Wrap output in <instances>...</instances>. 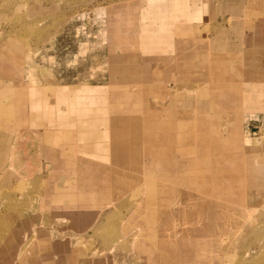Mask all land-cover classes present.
<instances>
[{"label":"rangeland","instance_id":"rangeland-1","mask_svg":"<svg viewBox=\"0 0 264 264\" xmlns=\"http://www.w3.org/2000/svg\"><path fill=\"white\" fill-rule=\"evenodd\" d=\"M155 4L150 15L147 0H0V263L17 247L64 241L72 255L60 264H264V0ZM169 11L185 25L160 30ZM155 32L163 36L149 54L166 55L172 66L162 65L151 93L120 98L124 86L138 84L110 85V76L129 75L150 58L142 51ZM216 53L237 61L223 75L211 68L229 90L218 101L227 104L211 110L203 76ZM101 87L109 89L103 105ZM171 101V115H163H201L207 124L178 132L174 144L190 149L173 173L167 145L157 174H139L127 153L120 161L107 141L76 128L82 118L95 120L82 110L87 103L100 107L99 117L136 111L143 125L146 112ZM73 104L84 112L75 116ZM35 227L37 235L23 237Z\"/></svg>","mask_w":264,"mask_h":264},{"label":"crops","instance_id":"crops-1","mask_svg":"<svg viewBox=\"0 0 264 264\" xmlns=\"http://www.w3.org/2000/svg\"><path fill=\"white\" fill-rule=\"evenodd\" d=\"M153 1V2H152ZM155 1L156 0H147L148 7L146 10H148L146 13L150 15H156L155 13ZM258 2V1H257ZM145 16V13L143 14ZM162 15V14H161ZM160 15V21L159 26L160 30H167L170 26L171 28L174 27V25H185L184 23L178 21H174L170 19V17L175 16L176 14H173V12H165L163 15H167V18H163V15ZM146 17V16H145ZM177 18V17H176ZM245 18H251V15H246ZM262 27V25H260ZM185 27V26H184ZM183 28V27H182ZM186 28V27H185ZM173 32V31H172ZM172 34V33H171ZM168 35V34H167ZM161 33L155 32V40L154 44L151 48L142 51L144 54L149 57L145 58L143 64L136 65L135 69L136 71L129 75H124L121 77H117V74H113L110 76L109 83L110 85L119 84L121 82L127 83H136L137 88H130L129 86H124L122 90H120L119 95L122 99L127 98H133V99H140V97L147 95L148 93H151V90L154 87H159L161 82H157L160 80L162 73L164 72V67L162 65L166 66H172V64L169 62L171 59L168 60L165 58L166 55L161 54L159 56L158 54H149L153 52L157 45V38L162 39ZM189 44V43H188ZM196 44V43H194ZM172 47V45H171ZM167 51V50H165ZM168 51H172L169 49ZM190 51H196V50H190ZM188 51V53L192 54L191 56L194 57L193 53ZM225 54L220 55L219 53L213 54L212 56H208V60L206 62L207 65H203L205 69V76L204 81H208V88H207V96H210V109L211 110H218V108L221 105L227 104V103H221L222 101H225L226 99H229V90L227 87H225L222 82L214 81L215 79V71L211 70L213 67H221L223 71L218 70L220 73L219 75H223L226 70L233 71V68H236L234 63L237 60H233L230 53H228L227 59H224L226 57ZM201 57V55H196V57ZM188 58V56H186ZM222 58V59H221ZM242 58V57H241ZM240 58V59H241ZM201 59V58H198ZM177 60V59H175ZM174 60V61H175ZM151 61H156L155 65H152ZM238 64H240V61H238ZM242 64V63H241ZM176 66V65H174ZM198 66V65H197ZM243 68L245 64H242ZM112 67L118 72V68H120L118 63H115L112 65ZM122 70V69H119ZM131 71V70H130ZM236 73L238 74L239 71L237 70ZM218 74V73H216ZM240 75V74H239ZM209 76H213V80L209 78ZM221 77V76H220ZM241 77V76H240ZM197 79L199 77L197 76ZM173 82L174 86H179L177 80H166L164 86L168 87L169 83ZM112 87V86H111ZM32 89V88H31ZM250 90L251 99L256 98L253 97L254 94H256V90ZM101 90V93L103 96H100L98 94V90H83L89 93H94L93 95L95 97H99L103 100H101V105L105 103L107 100L106 93L109 90L108 88L101 87L99 91ZM183 90H187V88L184 87ZM32 91H34L32 89ZM82 92V91H80ZM188 94L193 93V91H186ZM204 93V92H203ZM202 93V94H203ZM108 94V93H107ZM58 95H61V92L58 93ZM108 96V95H107ZM203 95L200 98H197L196 100H200L197 103L196 107H199L203 102L202 100L206 97ZM61 97V96H59ZM61 99V98H60ZM218 99V100H216ZM100 100V99H99ZM99 100H96L95 103H98ZM221 101V102H218ZM103 102V103H102ZM34 106L38 107V103L34 102ZM75 103L78 105L77 101ZM95 103H87V106L85 109V114L94 113L95 120L92 124L87 125V119H80L78 123V129H80V132L88 133V136H86V139H100L107 141V145L112 147V152H114V157L116 156L117 159L120 161V155L121 153H127L128 157L131 158L132 165L134 164L137 167V172L139 174L142 173H153L157 174L158 171V159H159V151L162 145H167L170 149V157L167 162V165L169 167L170 172H174L176 170V166H178L184 158H186L185 154H187L188 149H190L189 146H182V145H175L174 143L177 142V140L180 138V135L178 132L188 129H194L197 133L203 132L206 129L207 125L205 123V119H203V116H201L199 113L196 112L197 115H200L196 118H187V119H171V117L167 114L163 115V112H167L170 114L171 105L173 102H169L168 105L163 106L161 103H158L154 110L151 112H146L145 115H150L149 119L144 120L145 122L142 125V118L140 116H137L138 113H132L130 114H123V115H111L108 112H105L101 117L100 107H97V104ZM201 103V104H200ZM27 104V103H26ZM76 104H73V110L76 112L75 116H78V113H83L81 111L77 110ZM95 104V105H93ZM71 106L69 104V109H71ZM27 108V105H25ZM95 107V108H93ZM42 108V106H41ZM101 110V109H100ZM103 110V109H102ZM139 113L141 114L142 108L139 107ZM163 111V112H162ZM171 115V114H170ZM83 116V115H82ZM147 117V116H146ZM202 117V118H200ZM79 118V117H78ZM100 125L102 126L100 128ZM233 134H237V128L233 127L232 129ZM79 132V133H80ZM235 132V133H234ZM201 135V134H200ZM202 138V139H201ZM199 140L206 143V138L201 137ZM211 141V140H210ZM213 142H218V140H212ZM144 142L145 144H148L149 149L145 150L143 153V156H145L148 159L142 158V152L141 151V145ZM176 150V151H174ZM107 153L109 154V151L107 150ZM184 154V156L182 155ZM98 155V154H97ZM93 154V156H97ZM150 156V157H148ZM108 158V157H107ZM111 158V157H110ZM186 160V159H185ZM72 162L68 159L66 164L69 165ZM34 228V227H33ZM29 228L24 231L23 237H27V234L29 231H32V235H37V227L35 229ZM44 235H41L39 238L43 239ZM35 238V237H33ZM37 242L29 243L28 246L25 248L24 251L21 249H16V252L12 255V252H7V255L4 257V263L1 262L0 264H60V260L63 259L65 261H69L71 259V249L69 247L68 242H64L57 244V243H46V245H38ZM55 253H62L59 254V260L55 258ZM10 260L12 262H10Z\"/></svg>","mask_w":264,"mask_h":264},{"label":"bare ground","instance_id":"bare-ground-1","mask_svg":"<svg viewBox=\"0 0 264 264\" xmlns=\"http://www.w3.org/2000/svg\"><path fill=\"white\" fill-rule=\"evenodd\" d=\"M224 103V102H223ZM252 167H250V169H251Z\"/></svg>","mask_w":264,"mask_h":264}]
</instances>
